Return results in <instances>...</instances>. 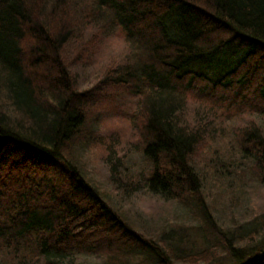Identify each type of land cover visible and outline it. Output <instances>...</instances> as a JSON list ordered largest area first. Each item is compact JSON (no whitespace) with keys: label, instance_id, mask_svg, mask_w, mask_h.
Returning a JSON list of instances; mask_svg holds the SVG:
<instances>
[{"label":"trees","instance_id":"obj_1","mask_svg":"<svg viewBox=\"0 0 264 264\" xmlns=\"http://www.w3.org/2000/svg\"><path fill=\"white\" fill-rule=\"evenodd\" d=\"M231 45L243 57L213 76L204 62ZM120 96L138 161L110 152L119 185L193 209L209 246L139 233L85 177L80 146ZM212 173L232 194L264 185V0H0V264H264V213L224 229L201 194Z\"/></svg>","mask_w":264,"mask_h":264},{"label":"rangeland","instance_id":"obj_2","mask_svg":"<svg viewBox=\"0 0 264 264\" xmlns=\"http://www.w3.org/2000/svg\"><path fill=\"white\" fill-rule=\"evenodd\" d=\"M225 52L227 53L225 54ZM225 52L222 53L225 56L221 55V57L218 56L216 59H209L204 62V67L213 76L218 75L222 70L231 66L232 63H236L244 55V51L237 52L233 45L227 48ZM228 52L231 54H228ZM72 56L75 57L74 55ZM72 56L69 61L70 64H74L73 67H77L74 70L78 73L76 75L79 82V90L90 88L94 75L97 76V74H90V70H84L90 59L82 56L73 58ZM120 99L122 97H118V103L115 101L116 103L114 104V101L110 100V103L105 104V106L110 105L109 108H112V105L116 106V112H98L100 109L96 107L91 110L93 113H99L98 120L101 126L96 129L101 133L88 141L91 144L90 149H82L83 146H80L79 165L85 177L101 192L111 208L114 211L116 210L128 222L130 227L138 230L139 233L142 232L141 234L145 236H160L162 241L166 240L181 253H192L209 246L211 238L206 237L205 227L199 226L201 220L199 217L193 216V209L181 205L180 202L175 201L173 198L167 199L158 194L149 193L146 190L135 191V189L131 188L127 190L119 185L122 184L120 183L122 177L124 179L122 182L126 183V187L130 186V180H127L124 176V168L117 164L118 161H115L116 158L110 152H115L114 154L118 157H124L125 164L130 167L133 166L134 162L138 161L137 157L131 156L136 145V140L133 138L134 133L131 130V128L133 129L131 122L132 113L130 112L132 108L130 106L126 107L124 103L120 104ZM196 105L195 102H192L188 112L191 115L194 113L201 118L199 108ZM206 113L209 118L211 113L209 111ZM218 113L225 114L226 112L219 110ZM116 116H119V118H116ZM116 119L119 120L117 124L115 122ZM206 143L204 142V144ZM76 147L77 145L71 146L75 150L79 149ZM241 166H244V164ZM217 173L219 172L217 171ZM212 174L211 180L206 181L204 187H202L201 194L204 195L206 203L213 208L214 219L220 224L222 223L224 229L227 230L229 228L233 231V235L238 236L241 230L235 229L241 222H246L248 217L251 218L252 214L262 215L264 213V185L259 184L254 179L256 181H254L253 185L251 184V187L249 186L250 189L246 191L245 195L244 192L232 194L230 188L233 187L234 182L230 179L219 178L215 176V173ZM242 180L239 181L240 186L243 184ZM125 186L123 187L125 188ZM77 261L81 264H101L97 257H79ZM79 262L77 263L79 264ZM132 262L153 264L143 256L135 257Z\"/></svg>","mask_w":264,"mask_h":264}]
</instances>
